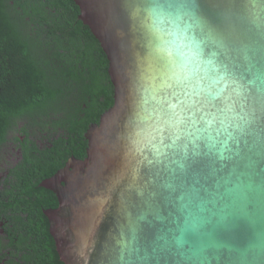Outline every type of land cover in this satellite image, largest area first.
Returning a JSON list of instances; mask_svg holds the SVG:
<instances>
[{
    "label": "water",
    "instance_id": "1",
    "mask_svg": "<svg viewBox=\"0 0 264 264\" xmlns=\"http://www.w3.org/2000/svg\"><path fill=\"white\" fill-rule=\"evenodd\" d=\"M73 1L108 60L113 103L87 127L85 156L41 183L58 200L45 215L59 260L201 264L193 253L203 245L202 264H228L227 249L219 261L213 245L245 242L244 225L216 226L213 217L198 239L181 229L189 209L230 201L229 190L264 199V0H191L180 9L205 58L232 75L221 107L234 111L218 115L210 139L155 131V114L173 89L146 0Z\"/></svg>",
    "mask_w": 264,
    "mask_h": 264
},
{
    "label": "flooded vegetation",
    "instance_id": "2",
    "mask_svg": "<svg viewBox=\"0 0 264 264\" xmlns=\"http://www.w3.org/2000/svg\"><path fill=\"white\" fill-rule=\"evenodd\" d=\"M20 1V4H16L15 0H1L0 18L3 20L8 13L21 17V24L27 30L30 29L34 40L26 46L25 59L31 70L41 72L43 60L56 55L52 43L55 37L63 39V32L69 38L76 28L77 40L86 39L83 28L70 21H58L60 14L71 19L76 17L75 21H80L79 13L69 4V0ZM5 22L9 23L11 20L6 18ZM0 26L6 29L3 22H0ZM9 26L17 28L16 25ZM40 42L46 45L45 50ZM82 42L83 40L79 41ZM71 52L78 55L74 48ZM71 52L63 48L60 50L62 60L68 65L77 59ZM77 66L84 75L82 78H89V74L78 64ZM96 70L98 71L97 68ZM106 72L109 77L108 65ZM50 75L45 77L50 78ZM20 77L28 75L24 76L22 73ZM105 79L106 75L104 81ZM54 81L58 80L54 77ZM67 89H70L68 85ZM12 91L15 90H9V94L3 99L4 104L0 105V264H49L45 262L47 247L43 240L47 237L44 233L45 223L49 232L45 211L55 209L58 200L55 193L41 183L51 178L69 159L76 158V130L67 116L68 107L75 96L68 95L63 87L62 93L58 91V102H44L39 98L34 102L32 96L31 101L34 103L28 105L24 103V89L16 88L18 96L12 94ZM104 97L97 95L101 103L104 102ZM77 118L80 125L86 123L87 127L96 123L86 122L87 116L83 112H78Z\"/></svg>",
    "mask_w": 264,
    "mask_h": 264
},
{
    "label": "trees",
    "instance_id": "3",
    "mask_svg": "<svg viewBox=\"0 0 264 264\" xmlns=\"http://www.w3.org/2000/svg\"><path fill=\"white\" fill-rule=\"evenodd\" d=\"M16 4H20V0H15ZM1 3V0H0ZM69 4L73 5L75 11L79 13V8L73 0H69ZM9 18L11 22H5V19ZM21 17H17L8 13L0 18V22L6 27L2 28L0 26V105L4 104L3 99L9 94V90L16 88L24 89L23 94L24 103L30 105L34 103L37 98L43 100L44 102L56 103L60 98L59 93L64 87L65 92L69 94H74L75 100L70 102V106L67 110L68 118L73 122L74 129L76 130L75 141L78 143V150L75 157L82 159L85 156V149L87 146V141L83 137V132L86 130L88 124L80 125L81 122L78 121V112H83L84 116H87V121L98 122L99 116L106 111L113 103V86L107 76V59L105 54L100 47L97 39L92 35L91 31L86 25H83L80 21H75L76 17L72 19L70 17L64 16V14L58 15V21H70L71 24L77 25V27L83 28V32L86 39L78 38V31H75V36L72 35L68 38L66 33L63 32V39L55 37L53 40L52 49L56 55L51 58L43 60L41 63L43 69L41 72L36 70H31L28 68V60L25 59L27 56L28 44L32 42L30 29H26L21 22ZM9 25H16L17 28H12ZM57 25V24H56ZM68 27L70 26L67 25ZM83 40L82 43H79ZM43 50L45 46L40 42ZM68 50L74 48V52H71L77 56L76 61L72 62L70 65L66 64L62 60V55L60 54L61 49ZM24 63L26 66L22 64ZM77 64L89 74V78H82V73L77 69ZM98 71L96 70V68ZM68 68L71 70L68 71ZM23 73L28 77H20ZM50 73H52L50 75ZM34 75V77L32 75ZM50 75V78L45 77ZM106 75L105 81L104 77ZM54 77L58 81H54ZM67 85L70 89H67ZM12 91V94L17 95L16 92ZM97 95H103L104 102H99ZM33 96V101L31 98ZM91 96V99H89ZM90 101H89V100ZM84 104L86 105L84 107ZM74 105L73 107H71ZM0 114L2 112L0 111ZM86 118V117H85ZM44 242L46 243L47 249H45L46 263L49 264H64L59 260L57 254L55 243L53 241L50 232L47 231V223L44 226Z\"/></svg>",
    "mask_w": 264,
    "mask_h": 264
},
{
    "label": "snow or ice",
    "instance_id": "4",
    "mask_svg": "<svg viewBox=\"0 0 264 264\" xmlns=\"http://www.w3.org/2000/svg\"><path fill=\"white\" fill-rule=\"evenodd\" d=\"M146 2L147 7L158 3L169 10L191 7V0H179V4L177 0ZM149 28L155 51L166 70V86L173 89L171 96L161 101L155 114V131H167L177 138L180 135L208 138V128L216 122L218 115L234 111L231 105L221 107L231 87L229 69L205 58L202 42L197 40L193 25L186 20L177 23L174 18L156 12ZM172 99L175 103L170 102ZM238 119L247 123L244 116H238ZM161 145L165 146L163 141ZM212 146L209 143L210 149Z\"/></svg>",
    "mask_w": 264,
    "mask_h": 264
},
{
    "label": "clouds",
    "instance_id": "5",
    "mask_svg": "<svg viewBox=\"0 0 264 264\" xmlns=\"http://www.w3.org/2000/svg\"><path fill=\"white\" fill-rule=\"evenodd\" d=\"M177 4H179V0H177ZM146 12L150 20L155 18L156 12L162 13L165 17L174 18L177 23L183 19L179 7L169 10L158 3L148 6ZM229 192L231 194L230 201H213V207L207 210L200 204L189 209L181 233L198 239L204 234L203 230L206 226L212 223L213 217L216 218V226L242 224L250 233L247 240L243 243L216 242L213 245L217 249L214 256L220 261V250L227 249L228 264H264V199L257 195L250 200L242 190H229ZM205 212L208 214L205 215ZM202 252L203 245L199 253H193V258L201 261V264L205 257L201 255Z\"/></svg>",
    "mask_w": 264,
    "mask_h": 264
}]
</instances>
